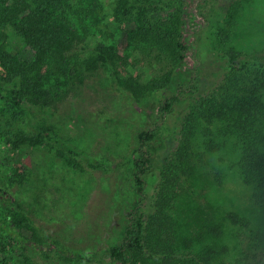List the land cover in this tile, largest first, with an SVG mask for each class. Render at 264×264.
Returning a JSON list of instances; mask_svg holds the SVG:
<instances>
[{
    "label": "trees",
    "instance_id": "1",
    "mask_svg": "<svg viewBox=\"0 0 264 264\" xmlns=\"http://www.w3.org/2000/svg\"><path fill=\"white\" fill-rule=\"evenodd\" d=\"M176 1L175 6L171 0H118L106 42L99 39L103 0H0L1 177L7 184L26 179L29 171L16 158L21 144L51 138L32 123L30 108L38 112L58 105L70 87L101 65H110L118 85L133 97L154 94L163 101L165 117L173 107V101L161 98L165 90H174L176 97L201 85L198 46L205 24L200 21H209L211 3H222L224 17L212 26L214 49L226 64L224 75L195 97L178 131L163 145L153 197L147 178L157 167L156 142L165 140L155 128L139 131L137 154L126 165L135 198L124 236L109 252L114 264H258L252 257L261 250L264 254V232H254L244 256H233V227H247L250 219L220 211L208 193L218 190L226 177L224 168L212 164L213 157L228 153L225 166L247 188L253 205L264 210V60L248 56L234 41L236 0H198L193 11L187 10L189 0ZM189 55L195 66L185 84ZM145 59L167 61V70L145 81L134 67ZM66 150L80 165L84 157L73 148ZM6 199L0 197V236L5 233L0 264H16L19 253L29 264L23 251L26 237L18 230L14 204Z\"/></svg>",
    "mask_w": 264,
    "mask_h": 264
},
{
    "label": "rangeland",
    "instance_id": "2",
    "mask_svg": "<svg viewBox=\"0 0 264 264\" xmlns=\"http://www.w3.org/2000/svg\"><path fill=\"white\" fill-rule=\"evenodd\" d=\"M103 1L105 23L101 28L104 35H99V39L108 42V30H113L111 21L118 0ZM171 1L176 6L177 1ZM189 1L187 10L193 11L198 0ZM236 2L232 25L234 41L248 56L264 60V0ZM222 8V3H211L206 10L210 12L209 21H200L205 24L198 46L201 85L176 97L174 90H165L161 98L173 101L165 117L161 110L163 101L158 102L154 94L140 99L133 97L118 85L110 65H101L70 87L58 105L38 112L30 108L32 123L36 128H45L51 138L32 145L21 144L16 158L29 171L22 182L5 183L0 168V197L6 199L4 196H7L6 200L14 204L12 212L20 221L18 230L26 237L23 251L29 256V264H114L109 248L123 238L128 210L135 198L126 165L127 160L137 154L138 133L155 128L165 140L161 145L156 142L157 167L147 178V189L153 197L163 145L172 140L195 97L207 93L224 75L226 64L214 49L216 25L212 26L219 16L224 17ZM187 61L183 75L185 84L191 81L195 66L191 55ZM134 67L136 74L148 81L164 73L162 68L167 70V61L159 64L145 59L136 61ZM124 75L125 72L120 74ZM29 132L33 134L35 130L29 128ZM69 148L84 157L80 165L67 153ZM225 163L229 164L228 153L214 155L212 164L224 168L226 177L218 190L208 193V198L216 202L222 212L232 210L249 217L247 227L234 226L231 233V254L236 256L238 252L244 256L242 252L254 232H264V210L253 205L249 191ZM216 168L208 166L207 169ZM196 192L194 196L204 201ZM1 235L2 240L5 233ZM262 251L251 256L258 264H264ZM16 261V264H24L20 253Z\"/></svg>",
    "mask_w": 264,
    "mask_h": 264
}]
</instances>
